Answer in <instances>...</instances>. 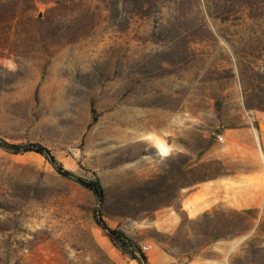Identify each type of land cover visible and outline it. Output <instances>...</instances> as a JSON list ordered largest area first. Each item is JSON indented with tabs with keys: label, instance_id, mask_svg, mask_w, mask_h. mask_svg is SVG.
<instances>
[{
	"label": "rangeland",
	"instance_id": "rangeland-1",
	"mask_svg": "<svg viewBox=\"0 0 264 264\" xmlns=\"http://www.w3.org/2000/svg\"><path fill=\"white\" fill-rule=\"evenodd\" d=\"M260 123L264 0H0V264H141L97 212L148 264H264V202H187L264 181Z\"/></svg>",
	"mask_w": 264,
	"mask_h": 264
},
{
	"label": "crops",
	"instance_id": "crops-1",
	"mask_svg": "<svg viewBox=\"0 0 264 264\" xmlns=\"http://www.w3.org/2000/svg\"><path fill=\"white\" fill-rule=\"evenodd\" d=\"M264 130V125L262 126ZM240 131V130H238ZM241 134V132H234L233 137ZM263 172H236L234 174H224L211 178L209 181L202 182L198 188H196L188 196V203H191L200 194H207L212 200V204H218L219 202H226L231 207L245 208L248 203L264 202V193L260 197V193L245 194L244 191L249 187V190H260L264 191V181H261ZM244 179L249 181L247 184L237 183L236 181ZM243 185L244 188L242 187ZM257 196H253V195ZM188 210L187 208H185Z\"/></svg>",
	"mask_w": 264,
	"mask_h": 264
},
{
	"label": "trees",
	"instance_id": "trees-1",
	"mask_svg": "<svg viewBox=\"0 0 264 264\" xmlns=\"http://www.w3.org/2000/svg\"><path fill=\"white\" fill-rule=\"evenodd\" d=\"M5 149L10 151L11 153L20 154L27 152H35L40 155L45 156L57 169V171L66 178L73 179L75 182L79 183L83 187L89 189L98 199L103 197L102 188L100 185V181L98 179H84L72 173L71 171L65 169L63 165L57 161L55 156L51 153L49 149L46 147L37 144L30 143L26 145H10L3 144ZM205 181L204 179L197 180L194 184ZM96 221L98 225H100L107 233V235L111 238V240L126 254L130 255L131 258L137 260L141 264H148L147 257L144 253L140 252L138 248L134 245V243L128 238L123 232L109 228L105 222L102 220L101 215L98 212L95 214Z\"/></svg>",
	"mask_w": 264,
	"mask_h": 264
},
{
	"label": "built area",
	"instance_id": "built-area-1",
	"mask_svg": "<svg viewBox=\"0 0 264 264\" xmlns=\"http://www.w3.org/2000/svg\"><path fill=\"white\" fill-rule=\"evenodd\" d=\"M218 140H219L220 142H223V141H224V136H219V137H218ZM151 249H152V245H151V244H143V245L141 246V250H142L143 253H147V252H149Z\"/></svg>",
	"mask_w": 264,
	"mask_h": 264
},
{
	"label": "bare ground",
	"instance_id": "bare-ground-1",
	"mask_svg": "<svg viewBox=\"0 0 264 264\" xmlns=\"http://www.w3.org/2000/svg\"><path fill=\"white\" fill-rule=\"evenodd\" d=\"M263 125V124H262ZM157 145H158V147H159V149L162 151V152H167V149H166V147L164 146V144L162 143V142H158L157 143Z\"/></svg>",
	"mask_w": 264,
	"mask_h": 264
},
{
	"label": "water",
	"instance_id": "water-1",
	"mask_svg": "<svg viewBox=\"0 0 264 264\" xmlns=\"http://www.w3.org/2000/svg\"><path fill=\"white\" fill-rule=\"evenodd\" d=\"M263 125L260 123L259 124V129L262 131L263 130V127H262Z\"/></svg>",
	"mask_w": 264,
	"mask_h": 264
}]
</instances>
